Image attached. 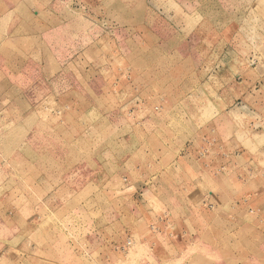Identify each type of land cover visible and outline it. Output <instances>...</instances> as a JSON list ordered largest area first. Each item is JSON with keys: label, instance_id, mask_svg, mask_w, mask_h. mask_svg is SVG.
<instances>
[{"label": "rangeland", "instance_id": "rangeland-1", "mask_svg": "<svg viewBox=\"0 0 264 264\" xmlns=\"http://www.w3.org/2000/svg\"><path fill=\"white\" fill-rule=\"evenodd\" d=\"M0 264H264V0H0Z\"/></svg>", "mask_w": 264, "mask_h": 264}, {"label": "crops", "instance_id": "crops-1", "mask_svg": "<svg viewBox=\"0 0 264 264\" xmlns=\"http://www.w3.org/2000/svg\"><path fill=\"white\" fill-rule=\"evenodd\" d=\"M12 15V14H11ZM14 21V18L12 17V19L9 21V20H7V23H11V22H13ZM12 27V26H11ZM14 41H16L15 39H13L12 40V42H14ZM24 41V40H23ZM25 42V41H24ZM24 44V43H23ZM25 45V44H24ZM247 74V73H246ZM243 76H245V74L243 75ZM236 77V76H235ZM234 77V79L233 78H230L229 80H228V83H229V88H231L230 90L232 91L233 89H235V91H237V90H239L242 86H245V85H249V80H245V79H243V81H241L240 83H237L236 82V78ZM241 77V76H240ZM246 78H248V77H246ZM239 85V86H238Z\"/></svg>", "mask_w": 264, "mask_h": 264}, {"label": "bare ground", "instance_id": "bare-ground-1", "mask_svg": "<svg viewBox=\"0 0 264 264\" xmlns=\"http://www.w3.org/2000/svg\"><path fill=\"white\" fill-rule=\"evenodd\" d=\"M11 17H13L12 15H10L9 13H7V17L4 19L5 21H4V23H6L7 22V20H9L10 21V18Z\"/></svg>", "mask_w": 264, "mask_h": 264}]
</instances>
